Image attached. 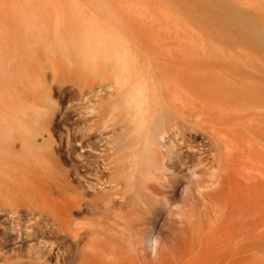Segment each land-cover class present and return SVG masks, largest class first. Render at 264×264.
<instances>
[{"label": "bare ground", "instance_id": "1", "mask_svg": "<svg viewBox=\"0 0 264 264\" xmlns=\"http://www.w3.org/2000/svg\"><path fill=\"white\" fill-rule=\"evenodd\" d=\"M2 5L0 264H31L9 250L18 238L58 264H252L264 209V0L215 5L223 33L178 42L128 41L85 19L53 27L72 59L67 79L45 63L54 50L42 24ZM106 85L107 99L87 104ZM167 204L178 211L163 234Z\"/></svg>", "mask_w": 264, "mask_h": 264}, {"label": "rangeland", "instance_id": "2", "mask_svg": "<svg viewBox=\"0 0 264 264\" xmlns=\"http://www.w3.org/2000/svg\"><path fill=\"white\" fill-rule=\"evenodd\" d=\"M1 1L3 0H0V5L3 4L2 6H6V4H8L9 7V5H11L10 9L14 12L17 19L25 17L30 19L33 18V20L37 19L40 25L42 24V27L46 29V34L44 35L46 38L45 41L49 47L53 46L52 50H54L53 53H49V51L44 53V58H46L45 63L53 68L61 79H67L72 77L70 69L72 65V59L67 61V58L64 56L65 53L68 52L65 51V53L63 52L64 55H62L63 53L61 54L60 48L54 45V31L56 30L51 29L53 27L55 29H61L64 28L66 24L79 22L85 19L87 21H93L97 25L104 26L103 29L106 28L108 32H112V34H115L117 36H119V34L123 35V37L128 41H131V39H133L134 37L132 32H136L142 37L159 36L163 37L165 40L178 42V40L182 41L184 37L193 38L200 34L216 35L223 33V30L221 29L222 25L217 19L219 17V14L215 8H212L215 7V5L220 6L222 4H232L242 9L243 11H249L248 9L254 4L256 0H200L199 2L198 0ZM13 4L15 5L13 6ZM206 4H211V7L207 6ZM83 6L85 7L83 8ZM23 12L26 13L24 14ZM100 17L102 19L105 18V21ZM221 17L223 18L222 15ZM169 46L170 45H163V47L165 48ZM193 52L191 51L190 55H192ZM49 70L50 68H48V71ZM111 80L112 79L110 77L108 79L105 77H101L98 81L101 82V85H105L110 83ZM110 89L111 88L106 85L104 87V90L99 93V96L91 95V100L88 101L87 104H92L93 102H97L100 99H107L106 93ZM57 97L58 96H55L54 99L58 101L59 104L57 105V107H59L60 109L63 105L65 106L69 104L67 101H63V103L60 98ZM76 99L77 98H73V103L77 102ZM59 129H62L61 133L59 130L58 132L56 130H53L55 134L56 132L59 133L57 135L54 134L55 141H59L58 136L61 137L65 135V132L67 129H69V126L67 127L66 125H64L63 128ZM44 135L47 136V132H44ZM40 140L41 139H39V142ZM62 141V145L60 146L62 151L60 150V153L63 155H67V153L65 152L66 138H62ZM58 159L61 161V157H58ZM177 211L178 207L174 204H167L161 207L159 220L162 219L161 221L165 223L162 226L163 234L167 233V224L170 223L169 220L173 217L174 214H176ZM74 215H76V217H79V214L78 216L77 214ZM5 227L6 224H0V237L3 233V230H6ZM16 231V229H12L10 231V234L15 237ZM154 238V233L147 238V249L151 256H153V254L150 250V246ZM252 240V264H264V209L262 207L257 210L254 218V236ZM14 241L15 239H13L11 243H14ZM247 248L249 249V245H246L244 247V250ZM9 250L13 252H21L22 256L25 259L29 260L31 264H58L55 257L48 258L47 255H45L46 259H48L47 262L40 260L38 253L34 251L32 246L30 247L26 240L21 241L18 238V242L12 245ZM5 261L6 260H4V262ZM246 262V260H242L243 264H245Z\"/></svg>", "mask_w": 264, "mask_h": 264}, {"label": "clouds", "instance_id": "3", "mask_svg": "<svg viewBox=\"0 0 264 264\" xmlns=\"http://www.w3.org/2000/svg\"><path fill=\"white\" fill-rule=\"evenodd\" d=\"M158 245H159L158 238H154L150 246V250L152 251L153 256H155L156 254V248L158 247Z\"/></svg>", "mask_w": 264, "mask_h": 264}]
</instances>
